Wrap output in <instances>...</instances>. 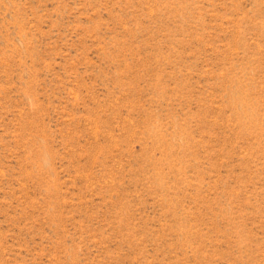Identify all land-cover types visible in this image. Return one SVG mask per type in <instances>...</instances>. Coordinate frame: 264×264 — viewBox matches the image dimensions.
<instances>
[{"label": "rangeland", "instance_id": "obj_1", "mask_svg": "<svg viewBox=\"0 0 264 264\" xmlns=\"http://www.w3.org/2000/svg\"><path fill=\"white\" fill-rule=\"evenodd\" d=\"M0 264H264V0H0Z\"/></svg>", "mask_w": 264, "mask_h": 264}]
</instances>
